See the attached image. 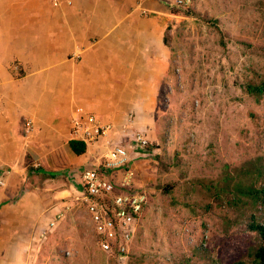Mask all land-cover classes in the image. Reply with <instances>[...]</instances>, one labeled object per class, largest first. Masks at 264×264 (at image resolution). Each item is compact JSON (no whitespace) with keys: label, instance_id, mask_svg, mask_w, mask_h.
<instances>
[{"label":"crops","instance_id":"0c3cea01","mask_svg":"<svg viewBox=\"0 0 264 264\" xmlns=\"http://www.w3.org/2000/svg\"><path fill=\"white\" fill-rule=\"evenodd\" d=\"M171 1L0 0V264H19V240L40 236L46 220L80 197L82 172L103 152V138L80 154L71 150L75 107L117 128L131 115V129L160 149ZM26 119L34 125L28 135ZM123 142L135 183L152 192L154 156H138L129 135ZM114 173L119 182L123 172Z\"/></svg>","mask_w":264,"mask_h":264},{"label":"rangeland","instance_id":"374dc122","mask_svg":"<svg viewBox=\"0 0 264 264\" xmlns=\"http://www.w3.org/2000/svg\"><path fill=\"white\" fill-rule=\"evenodd\" d=\"M171 13L156 178L127 260L99 248L79 197L54 214L53 226L42 223L40 236L19 240V264H256L259 238L234 223L230 197L208 188L264 163V95L257 100L244 87L264 79V0H191Z\"/></svg>","mask_w":264,"mask_h":264},{"label":"built area","instance_id":"2783aa9c","mask_svg":"<svg viewBox=\"0 0 264 264\" xmlns=\"http://www.w3.org/2000/svg\"><path fill=\"white\" fill-rule=\"evenodd\" d=\"M62 0H52L58 6ZM66 5L71 0H64ZM191 0H172L171 6L185 8ZM13 69L19 72L20 65ZM128 123L114 127L112 123L101 122L94 113L82 106L74 108L70 118V139L81 141L85 145L97 143L104 139L103 152L94 164L85 169L81 175L80 199L86 207L99 248L119 261L127 260L136 230L141 220L144 206L148 202L149 192L146 187L134 181V168L130 164L129 153L124 145L123 136L129 135L134 152L143 158H151L154 151L146 134L133 130ZM34 129L32 120L24 121L23 131L26 135ZM116 133L117 137L111 134ZM120 169L123 177L119 182L115 170ZM0 175V187L5 186ZM54 221H50V227Z\"/></svg>","mask_w":264,"mask_h":264},{"label":"trees","instance_id":"16d2710c","mask_svg":"<svg viewBox=\"0 0 264 264\" xmlns=\"http://www.w3.org/2000/svg\"><path fill=\"white\" fill-rule=\"evenodd\" d=\"M244 87L246 93L257 100L264 95V79L247 82ZM69 146L75 154L84 152L86 148L83 142L74 139L69 140ZM220 184L221 188L217 190L208 188V191H213L215 198L230 197L227 204L234 209V223L244 224L247 230L255 233L259 238L252 256L256 264H264V222L258 216L259 211L264 212L263 161H254L250 167L240 169L234 175H227L225 183ZM198 248L201 249V247Z\"/></svg>","mask_w":264,"mask_h":264}]
</instances>
